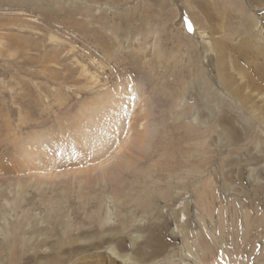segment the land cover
Listing matches in <instances>:
<instances>
[{"label": "rangeland", "instance_id": "374dc122", "mask_svg": "<svg viewBox=\"0 0 264 264\" xmlns=\"http://www.w3.org/2000/svg\"><path fill=\"white\" fill-rule=\"evenodd\" d=\"M259 77L264 0H0V264H264ZM110 95L97 158L146 140L97 186Z\"/></svg>", "mask_w": 264, "mask_h": 264}, {"label": "bare ground", "instance_id": "6f19581e", "mask_svg": "<svg viewBox=\"0 0 264 264\" xmlns=\"http://www.w3.org/2000/svg\"><path fill=\"white\" fill-rule=\"evenodd\" d=\"M249 3H251V2H249ZM253 10V9H252ZM244 13H245V15L244 14H242V15H240V18L238 19V20H240V27H241V31H244V34H246L247 35V40H250V39H248V37H250V36H248L250 33H252L253 31H254V28L252 27V24H254V25H256V22H257V20H255L256 18H254L249 12H246V11H244ZM198 31V33H199V35L201 36L202 35V33H203V31H200V30H198V29H195V31ZM254 34V33H253ZM245 35V36H246ZM196 36H198V35H196ZM254 36H256V34H254ZM257 37H258V35H257ZM260 38V37H259ZM245 39V38H244ZM246 40V39H245ZM244 40V41H245ZM246 40V42L248 43V41ZM211 47H212V45L210 44V46L208 45V47H207V49L209 50V52H210V49H211ZM212 50V49H211ZM213 51V50H212ZM250 51V50H249ZM214 52V51H213ZM247 55H248V53H247ZM252 57V56H251ZM218 58V57H217ZM240 70H242V69H240ZM244 73V71H242V74ZM246 73V72H245ZM255 73V72H254ZM245 74H243V76H244ZM245 77V76H244ZM260 81H262V82H264V79L263 78H261V77H259L258 78ZM245 83V82H244ZM247 84V83H246ZM249 85V84H248ZM246 86V85H245ZM118 91V90H117ZM219 91V90H218ZM115 96V95H114ZM119 97V96H118ZM121 100V99H120ZM120 100H119V102H120ZM116 102V97H111V95L109 96V97H107V99L105 98L104 100H101V102H100V104L99 105H97L96 107H95V109L96 110H98L97 112V114L98 115H100L101 114V116H100V123H98V121H96L95 119H94V117H93V120H92V118L90 119L89 118V120H88V117H87V119L86 120H82L81 122H83V124H81V126L82 127H86L85 125L86 124H88V129L89 130H87V127L86 128H83V130H82V132L83 131H85V130H87L84 134H85V136H83V137H91L90 139H85V140H89V141H92V144L93 143H95L96 141H98V142H96L93 146H90V148L92 149L91 150V152H90V154L92 153V157L93 158H89L90 160H93L94 162L95 161H97V164H95L96 165V167L94 168V170L97 172L96 173V175H94V173L92 174L93 176H95V185H99L98 183H101V184H108V182H107V177H108V175H110L109 174V171H110V168L112 167H123V166H125V167H129V166H126L127 165V163H128V161L127 162H125L124 160L127 158H122V155H121V151H130V152H133V150L131 149V146H133V145H137V148H141L142 147V145L145 143V140H146V137H135L136 135H131V136H129V137H126V138H124V140H123V142H122V140H117L118 142H116L117 143V146L115 147V148H113V152H111L112 153V155L111 156H109L108 155V157H106V158H102L101 159V156L100 155H98V157L100 158H97V154L95 155V153L97 152V153H99V151H103V150H105V148H107V146L105 147V145H104V143L105 142H108V140H110V138H111V135H110V131L109 132H107V133H105V131L104 130H102V129H105L106 128V123H105V118H108V117H110L109 119H110V121L107 119V126L109 125V127L114 123V124H118L117 125V127H116V129H118V126H119V123H118V120H122L121 119V116H122V111L124 110V104L122 105V104H116L115 106H113L114 105V103ZM118 102V103H119ZM125 102V101H124ZM128 104H129V102H128ZM130 105V104H129ZM108 106H113V107H111V108H113L112 109V112H111V109H109V107ZM125 111V110H124ZM100 112V113H99ZM96 113V112H95ZM111 113V114H110ZM92 114V113H91ZM136 114V113H135ZM118 116V117H117ZM131 116H132V118H133V114H131ZM146 116V115H145ZM84 118V117H83ZM96 118H98V117H96ZM131 118V122H133V119ZM146 118V117H145ZM135 121V120H134ZM88 122H90V123H88ZM131 122H130V124H129V122H128V124L129 125H132L131 126V131H134V127H135V122H133L132 124H131ZM95 127L96 128H99V130H101L102 132H100V134L98 133V134H93V133H91V132H93L94 131V129H95ZM146 128H147V126H146V124L144 123V124H142L141 125V130L140 131H144V132H141L143 135H146ZM110 128H108V130H109ZM107 130V131H108ZM96 131V130H95ZM139 131V132H140ZM137 133H138V131H137ZM136 133V134H137ZM87 134H90L89 136L87 135ZM139 136V135H138ZM101 143V145L99 146L100 148H97L96 149V151H95V149L93 150V148L95 147V145H98V143ZM104 142V143H103ZM199 142V141H198ZM127 143H129V146H127L126 144ZM200 143V142H199ZM109 145V144H108ZM190 145V144H189ZM97 147V146H96ZM60 149H61V145H59V146H56V148H55V146H54V150H56V152L57 153H62L61 151H60ZM99 150V151H98ZM48 151H50V148H48ZM94 151V152H93ZM43 152H45V149L43 150ZM115 154V155H114ZM103 155V154H102ZM107 155V154H106ZM105 155V156H106ZM115 156H119L118 158H116ZM126 156V155H125ZM115 157V158H114ZM95 159V160H94ZM99 159V160H98ZM116 159H118L119 160V162H118V160H116ZM124 161V162H123ZM111 162H114L113 164L111 163ZM92 165H94V164H92ZM129 165V164H128ZM94 167V166H93ZM91 170V169H90ZM89 170V168H86L85 170H79L80 172V174L82 175V174H84V175H86V174H88V173H90L91 174V172H93V171H90ZM93 170V169H92ZM152 179H154L155 180V178H152ZM154 184V186H156L157 185V181L156 182H153ZM81 184H82V182H81ZM152 185V186H153ZM154 186H153V188H154ZM103 188V187H102ZM150 188V187H149ZM152 188V189H153ZM163 189V188H162ZM154 190V192H156L155 191V188L153 189ZM152 190V191H153ZM156 190H158V189H156ZM159 192H160V190H159ZM151 193H153V192H151ZM152 195V194H151ZM110 199V198H109ZM108 201V200H107ZM110 206H112V204H111V201L109 202V208H110ZM113 207V206H112ZM108 213H110V212H108ZM104 214V213H103ZM146 214V213H145ZM159 216V215H158ZM100 220V219H99ZM112 220H113V218H111V216H109V217H107L106 218V221L105 222H107V223H111L112 222ZM228 237H229V235H228ZM232 237V236H231ZM214 239V238H213ZM215 240V239H214ZM243 241V240H242ZM218 242V241H217ZM208 245V246H207ZM211 246H213L212 244H211ZM211 246H209V244L207 243V242H202L201 244H199V250H200V252H201V254L203 255H207V252H208V250H210L211 252L213 251L214 252V248H212ZM223 247V246H222ZM240 247H242V246H240ZM194 248V247H193ZM216 250V249H215ZM244 250V249H243ZM209 251V252H210ZM212 252V253H213ZM216 252V251H215ZM230 252V251H229ZM244 252V251H243ZM246 252V251H245ZM235 253V252H234ZM112 255H114V256H116L115 254H113V253H111ZM199 254V253H198ZM203 255V256H204ZM254 255V254H253ZM117 257V256H116ZM118 258V257H117ZM202 258V257H201ZM124 259H127V258H124ZM199 259V258H198ZM231 259V258H230ZM230 259H226L225 258V260H223V262H224V264H233V262H231V260ZM123 260V259H122ZM187 260V259H186ZM227 260V261H226ZM124 261V260H123ZM125 263H127V262H131V261H129V260H125L124 261ZM199 262H200V259H199ZM185 264V263H184ZM189 264H191V263H189ZM235 264H237V263H235ZM238 264H246V262L245 261H242L241 263H238Z\"/></svg>", "mask_w": 264, "mask_h": 264}, {"label": "snow or ice", "instance_id": "6c2138e0", "mask_svg": "<svg viewBox=\"0 0 264 264\" xmlns=\"http://www.w3.org/2000/svg\"><path fill=\"white\" fill-rule=\"evenodd\" d=\"M186 23H187L188 31H189L190 33L193 32L194 29H193L192 24H191L190 22H187V21H186ZM131 100H132V101H135V96H132V97H131ZM128 119H129V124H130V122H131V118L129 117Z\"/></svg>", "mask_w": 264, "mask_h": 264}]
</instances>
